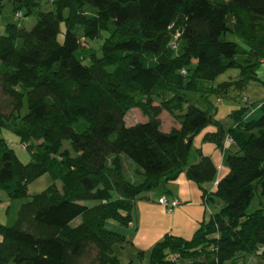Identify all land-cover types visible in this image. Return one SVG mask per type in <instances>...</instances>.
I'll return each mask as SVG.
<instances>
[{"label": "trees", "instance_id": "16d2710c", "mask_svg": "<svg viewBox=\"0 0 264 264\" xmlns=\"http://www.w3.org/2000/svg\"><path fill=\"white\" fill-rule=\"evenodd\" d=\"M8 2L35 23L26 28L18 18L0 30V189L19 202L11 223L0 224V264H119L113 246L125 234L114 225L132 223L133 201L181 173L215 209L190 239L169 234L157 243L148 264H241L243 253L264 259V101L258 119L234 110L225 126L213 107L186 97L199 90L224 98L259 81L264 0H46L47 10L41 0H0V7ZM82 38L101 40L100 54ZM228 68L238 75L203 88ZM132 108L146 120L127 126ZM162 111L178 126L163 131ZM210 123L215 131L204 139L226 155L218 179L209 155L190 162L194 134ZM123 154L139 182L126 176ZM45 173L51 183L29 194Z\"/></svg>", "mask_w": 264, "mask_h": 264}, {"label": "rangeland", "instance_id": "374dc122", "mask_svg": "<svg viewBox=\"0 0 264 264\" xmlns=\"http://www.w3.org/2000/svg\"><path fill=\"white\" fill-rule=\"evenodd\" d=\"M42 1V8L47 10L51 8V4ZM10 3H6L0 7V30L4 28L6 23L16 21L19 18V23L23 24L26 28H31L35 23V16L31 15L25 17L22 12L12 11ZM91 11L88 10V13ZM15 15H14V14ZM65 24H60V32L57 36L58 41L62 42L64 38ZM228 39H234L232 34L227 35ZM85 48H92L98 52L101 40L87 41L81 39ZM98 54H100L98 52ZM238 58L243 61L242 56ZM238 75L237 68H228L220 72L213 80H204L202 82L203 88H209L211 85L234 78ZM257 76L259 81L250 82L243 91L230 90L228 97H218L213 93H204L202 91H186L187 101L194 103L200 108L213 107L215 119H220L225 126L233 123L232 118L229 116L234 110H242V115L247 119H258L261 116L260 104L264 101V61H262L257 69ZM26 111L24 104L21 113ZM255 112V113H254ZM253 114V115H252ZM161 124L163 131H169L173 127H177V122L172 115L167 111H162L160 114ZM125 124L127 126L133 125L138 122L146 120L138 108H132L125 115ZM216 126L213 123L206 125L204 128L194 134L192 138V148L190 153V162H196L199 153L209 155L210 157H219L223 153V159L220 160V166L227 168L225 164V150L221 151L216 145L204 139L207 132L215 131ZM7 141L8 145L14 150L19 159L26 163L30 159L29 152L23 147L7 128L1 130ZM68 141H64V146H68ZM124 172L126 176L135 182L141 180V175L136 172L137 166L126 156L122 155ZM222 168L217 167L218 178ZM51 183V179L47 173L38 177L28 184V193L34 194L40 192ZM57 185L60 187V180H56ZM204 186L211 190L213 183L205 182ZM164 194L166 198L171 201L177 199L180 204L172 211L159 202V198ZM202 190L199 186L186 178L184 173H181L174 181L160 185L154 189L144 192L140 198L133 201V222L127 226L114 225L117 231L125 234L124 240L116 243L113 246V254L117 256L119 264H148L149 255L153 247L162 241L167 235L181 236L184 239H190L202 221L207 222L210 213L215 209L212 206L203 204ZM264 204V197L260 198ZM259 201L258 195L253 199L250 206L251 209ZM19 202L11 201L6 192L0 189V224H8L14 219L16 206ZM84 203L90 204L89 201ZM178 208V209H177ZM79 218H76L72 224H77ZM1 240V235H0ZM142 255H141V254ZM238 260V261H237ZM236 261L241 264H264V259L256 253H243L240 254Z\"/></svg>", "mask_w": 264, "mask_h": 264}, {"label": "built area", "instance_id": "2783aa9c", "mask_svg": "<svg viewBox=\"0 0 264 264\" xmlns=\"http://www.w3.org/2000/svg\"><path fill=\"white\" fill-rule=\"evenodd\" d=\"M159 202L164 205L168 211H171L173 207L178 205V200L177 199H172L171 201H169L165 195H162L159 198Z\"/></svg>", "mask_w": 264, "mask_h": 264}, {"label": "crops", "instance_id": "0c3cea01", "mask_svg": "<svg viewBox=\"0 0 264 264\" xmlns=\"http://www.w3.org/2000/svg\"><path fill=\"white\" fill-rule=\"evenodd\" d=\"M255 113V112H254ZM253 115V114H252ZM223 153L221 152V155L219 156V157H212V159H213V161H214V163L217 165V167L218 168H222L221 169V171H220V174H219V176H218V178L219 177H221L222 175H224L226 172H227V168L226 167H224V166H220L221 164H220V160H221V158L223 159V155H222ZM221 162H222V160H221ZM217 178V179H218ZM214 185H215V183H214ZM213 185V186H214ZM213 186H212V188H213ZM161 195H164V194H161ZM176 207H178V206H176ZM174 209V208H173ZM178 209V208H177Z\"/></svg>", "mask_w": 264, "mask_h": 264}]
</instances>
